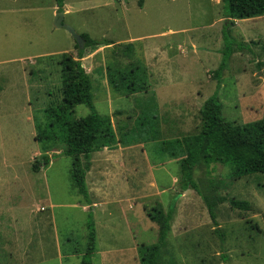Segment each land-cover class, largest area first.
<instances>
[{
    "label": "rangeland",
    "instance_id": "rangeland-1",
    "mask_svg": "<svg viewBox=\"0 0 264 264\" xmlns=\"http://www.w3.org/2000/svg\"><path fill=\"white\" fill-rule=\"evenodd\" d=\"M224 6L222 0H65L60 8L56 0H0V75H9L2 92L9 103L0 111V264H81L87 249L92 211L65 204L89 210L72 183V157L54 150L47 168L32 167L41 155L30 135L35 118L45 121L44 110L62 101V60L78 55L76 39L55 26L59 12L80 35L107 43L86 48L82 59L94 108L111 116L117 137L94 155L86 179L96 214L94 264H141L139 246L158 240L147 212L158 203L167 209L178 196L159 264H264V173L236 179L231 166L216 164L207 174L197 165L203 195L225 200L216 226L196 191L181 192V158L165 150L173 144L184 151L182 140L201 132V108L215 93L230 122L264 119V15L231 19L235 50L218 91ZM133 68L147 89L116 90L112 76ZM90 113L86 105L75 108L78 119ZM232 199L250 208H235Z\"/></svg>",
    "mask_w": 264,
    "mask_h": 264
},
{
    "label": "trees",
    "instance_id": "trees-1",
    "mask_svg": "<svg viewBox=\"0 0 264 264\" xmlns=\"http://www.w3.org/2000/svg\"><path fill=\"white\" fill-rule=\"evenodd\" d=\"M60 8L65 0H56ZM224 2L227 22L223 27L224 49L219 67L214 72L217 89L222 86V75L227 67L229 57L234 52L233 41L229 34L235 22L231 19H248L264 15V0H222ZM142 1L140 2L141 5ZM86 41L85 48L78 46L77 60L73 56H65L62 60V101L46 108V120L35 118L36 141L41 155L35 158L32 165L34 171L47 168L53 156L50 152L62 150L61 153L72 157L71 179L76 191L91 204L86 182L87 173L92 167L94 153L117 142L116 132L110 115L98 113L93 104L91 83L83 66L82 59L86 56V48L93 45H107L105 41ZM127 49L126 47L124 48ZM123 49V50H124ZM143 77L137 74V68L122 76H112L111 84L118 91L134 94L145 91ZM86 105L91 113L82 118L75 117V108ZM202 129L197 135L185 137L182 140V150H176L173 144L165 150L173 158H181L178 184L181 191L192 189L205 201L208 212L217 226V206L225 200L211 201L207 199L197 181L195 170L199 163L207 168V174L213 170L209 167L221 164L231 166L232 175L236 179L256 173H264V119L258 122L236 125L223 115V104L218 94L209 97L201 108ZM223 137L224 144L219 140ZM180 144V143H179ZM181 146V144H180ZM60 153V154H61ZM179 196L174 198L165 209L162 203L151 208L147 215L158 225V240L152 245L142 244L138 253L141 264H159L162 249L171 232V223L177 208ZM230 203L235 208L248 210L247 201L232 199ZM88 243L81 264H94L93 257L97 252V231L93 211L87 222ZM219 231V228L216 229ZM222 236V235H220ZM174 264V263H173Z\"/></svg>",
    "mask_w": 264,
    "mask_h": 264
},
{
    "label": "crops",
    "instance_id": "crops-1",
    "mask_svg": "<svg viewBox=\"0 0 264 264\" xmlns=\"http://www.w3.org/2000/svg\"><path fill=\"white\" fill-rule=\"evenodd\" d=\"M65 13V12H64ZM65 15H66V13H65ZM9 77V75H6L5 73L4 74H2V75H0V89H1V91H0V111L2 110L3 111V108L9 103L8 101H4L3 100V97H2V92H4V90H5V88L7 87V86H5L6 85V83H8V79H6V78H8ZM2 83V84H1ZM13 84H14V82H13ZM3 87V88H2ZM28 123H30L31 124V122H32V120H31V122L28 120L27 121ZM31 134H33V135H35L36 133L32 130V132L30 133V135ZM35 140H36V138H35ZM97 153H99L98 151L97 152H95L94 153V155L95 154H97ZM0 156H2V154H0ZM93 160H95V156H93ZM92 164H93V161H92ZM34 171V170H33ZM34 172H40V171H34ZM87 175H88V173H87ZM86 179H87V176H86ZM87 182V181H86ZM192 189H189V190H186V191H181V192H184L185 194L187 193V192H189V191H191ZM90 194V193H89ZM91 199V198H90ZM86 201V200H85ZM86 203H87V206L89 207V210H86V209H88V208H86V205L84 204V203H78V205L77 204H70V203H65V204H67V205H69V206H75V207H79V206H81V208H82V211H84V212H88V211H93V200H91V204H89L87 201H86ZM93 214H94V211H93ZM95 215L96 214H94V218H95ZM148 216V215H147ZM111 223V222H110ZM51 232H53L52 230H51ZM41 238V240H42V236L40 237ZM97 238H98V236H97ZM36 242H38V240L36 241ZM41 242V241H40ZM38 246H40V247H38V249H39V252H41L42 250H43V246H44V244L43 243H41V244H38ZM41 248V249H40ZM34 249H37V248H34ZM57 249L60 251V247H57ZM97 253H99V250L97 251ZM47 254V253H46ZM93 262H94V257H93Z\"/></svg>",
    "mask_w": 264,
    "mask_h": 264
},
{
    "label": "water",
    "instance_id": "water-1",
    "mask_svg": "<svg viewBox=\"0 0 264 264\" xmlns=\"http://www.w3.org/2000/svg\"><path fill=\"white\" fill-rule=\"evenodd\" d=\"M64 17H65V13L64 12H59L57 14V17H56V20H55L56 28H65L76 39V41L78 42L79 46L81 48H84L85 47V45H84L85 44V39L83 38L82 35L77 33L72 26L63 23Z\"/></svg>",
    "mask_w": 264,
    "mask_h": 264
}]
</instances>
